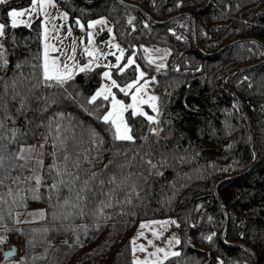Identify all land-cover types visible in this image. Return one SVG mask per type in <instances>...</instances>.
Segmentation results:
<instances>
[{"label": "trees", "instance_id": "obj_1", "mask_svg": "<svg viewBox=\"0 0 264 264\" xmlns=\"http://www.w3.org/2000/svg\"><path fill=\"white\" fill-rule=\"evenodd\" d=\"M57 1L71 20L108 16L126 53L134 51L141 63L147 62L141 45L168 48L155 83L158 110L152 121L128 112L133 140L114 139L100 118L107 100L89 103L101 67L62 85L45 82L39 18L7 24L0 37L8 60L0 68V236L22 233L23 250L0 264H134L138 222L171 216L178 222L179 255L151 264H250L249 251L220 238L224 216L213 185L254 159L244 112L222 80L234 66L264 57V46L244 40L205 56L193 46L187 15L156 24L119 0ZM131 1L158 19L192 12L197 41L207 51L240 36L264 42V0ZM29 2L6 0L1 14ZM134 72V65L122 74L114 70L119 79ZM257 82L264 84V62L229 78L248 112L258 159L218 190L228 210L226 238L249 244L264 264V87ZM29 143H38L40 154L25 164L15 153ZM36 159L43 165L38 169ZM34 174L42 178L39 186L27 179ZM24 211L29 217L19 221Z\"/></svg>", "mask_w": 264, "mask_h": 264}, {"label": "rangeland", "instance_id": "obj_2", "mask_svg": "<svg viewBox=\"0 0 264 264\" xmlns=\"http://www.w3.org/2000/svg\"><path fill=\"white\" fill-rule=\"evenodd\" d=\"M2 4L3 3H0V7L2 6ZM30 7L31 0L28 4L8 7L6 9V14H1V9L0 23L5 24V26L11 23V18L8 16L9 10L14 8L17 11H23L25 9H29ZM37 18H39L40 20V26L42 30L43 63L46 45L49 46V62H51L52 58L59 57L61 68L63 64H67L72 71V76L79 72V67H83L89 61H93L91 68L101 67V72L99 83L92 92L91 97L95 95L96 91H98L101 86L110 85L111 81L103 76V73L105 71H110L112 79H115L121 87L132 83L133 80L139 78V73L143 72L145 75L143 76V78H139V85H143V89L141 92L136 94L138 100L142 98L143 100H148L149 103L138 104V107L142 109V111L146 113L147 116L154 117L157 114L158 95L155 89V83L158 77L157 72L162 70L165 66V59L168 54L167 47L141 45V48L143 49V59L148 62L147 63L143 60V63L145 65L144 66L143 63L138 60L137 55L134 53V51L131 53H126L125 45L121 41H119L115 35L112 20L106 15H99L95 18L89 19L87 22H84L81 19L71 20L68 11L57 0H52V3L48 5L44 10H40V8L38 7L37 12L32 13L31 16L26 14L23 17H19L18 21L24 20L27 22L24 25H30L32 21ZM97 20H104L105 23L96 24L93 28L88 27L89 23ZM77 21H79V24H77ZM80 25H83V28ZM45 29H47V32H45ZM89 33H91V37H89ZM89 39H91V43H89ZM116 45H119V48L115 47ZM51 46H54L56 50L52 51ZM86 48L89 51H92L94 55L88 56L85 52ZM121 50H123V58L119 61L120 67H123V65L127 63L129 57H131L135 61V63L132 64L135 66V72L133 73V75L126 79L117 78L114 74V70L117 71L118 74H122L123 72L121 73L117 68L111 67L112 65L117 64L116 57L121 55ZM106 65L108 67H105ZM150 65L153 66L156 70L154 69V71L151 72ZM160 65H163V67H159ZM129 67H127L124 72H127ZM158 68L159 70H157ZM146 81L147 83H145ZM263 87L264 84H261V82H257V88ZM112 92L115 93L117 100H121L125 105H128L133 103L132 93H135L136 89L135 87L131 89L128 95L120 92L118 88H112ZM152 96L156 97L157 99L155 101L149 100V98ZM107 102V109H111V97H109ZM152 104H155L156 110H153ZM133 111H135V109H128L126 112H124V119L129 125L130 129L131 123L128 120V112L132 114ZM158 128L159 126L156 125V129ZM113 131L114 130L112 129V132ZM130 134L132 135V131ZM22 146H35L34 151L26 155L36 156L40 154V146L38 143H29ZM24 215L25 216L23 217L22 215L19 217V221L24 217H29L28 215L26 216L25 211ZM165 221H167L168 223H160ZM172 221H174L175 223H172ZM141 224H144L145 227L141 228ZM177 229V219L176 217L172 216L165 218L140 220L134 230L131 239L133 260H139L141 262L146 261L147 264L156 263L162 260L164 257V253H157L156 256L151 255L152 253L156 252L157 248H163L165 252L168 253L176 252V240L179 239ZM140 233H143V235H140ZM154 233L156 234L154 235ZM22 236V233H9L7 235V242L4 244H0V261H2L1 256L4 247L11 242H15L17 244V253L14 258L10 260L14 261L20 257L23 250ZM149 241H151V243ZM141 246L145 249L144 251H140ZM215 264H221L220 259H218Z\"/></svg>", "mask_w": 264, "mask_h": 264}, {"label": "snow or ice", "instance_id": "obj_3", "mask_svg": "<svg viewBox=\"0 0 264 264\" xmlns=\"http://www.w3.org/2000/svg\"><path fill=\"white\" fill-rule=\"evenodd\" d=\"M0 3H6V0H0ZM52 3V0H31V7L29 9H25L23 11H17L16 9H11L8 11V16L11 18V23H10V27L15 28L17 27L18 23L19 24H25L27 23L24 20H19V17H23L26 14L31 16L32 13L37 12V8L39 7L40 10H44L48 5H50ZM66 15V14H65ZM105 23L104 20H97V21H93L91 23L88 24L89 28H93L96 24H103ZM77 24H79V21H77ZM83 28V25H80ZM5 24L0 23V37L5 35ZM45 32H47V29H45ZM89 37H91V33H89ZM47 38V37H45ZM91 39H89V43H91ZM115 47L119 48V45H116ZM3 48V45L0 44V49ZM51 50L55 51V47L51 46ZM48 52H49V46L46 45L45 46V51H44V63H43V80L45 82L48 81H54L57 84L62 85L65 81L72 79V71L69 68V66L67 64H63L62 68H61V64L59 62V57H54L51 59V62H49V56H48ZM85 52L87 53L88 56H93L94 53L92 51H89L87 48L85 49ZM123 58V50H121V55L117 56V64L116 65H112L111 67H115L118 69L119 72H124V70L129 67L130 65L134 64L135 61L129 57L127 60V63L123 65V67H120L119 65V61ZM92 63L93 61H89L87 64H85L83 67H79V71L80 72H85L91 69L92 67ZM8 64V60L5 56V53L3 51H0V68L5 67ZM105 67H108L107 65ZM159 67H163V65H160ZM159 70V68L157 69ZM145 74L143 72L139 73V78H143ZM103 76L105 78H107L108 80L111 81L110 85H103L101 86V88L96 91L95 95H93L91 97V99L89 100V103H93L97 100L98 97H103L104 100H108L109 97H111V109H107L105 110L104 114L102 115V117H100L104 123L109 124L110 127L114 130L113 131V137L116 140H133V136L130 134L131 133V129L129 127V125L127 124V122L124 119V112H126L128 109H135V111H133L132 115L135 116L137 114L140 115H145L147 116L146 113H144L142 111V109H140L138 107V104H147L149 103L148 100H143L142 98L140 100L137 99V94L142 91L143 89V85H139V78L135 79L132 81V83L127 84L124 87H121L117 81L115 79H112V75L110 71H105L103 73ZM147 83V81L145 82ZM135 87L136 92L132 93V101L133 103L125 105L123 101L121 100H117L115 93L112 92V88H118L120 92L124 93L125 95H128L130 90L133 89ZM157 98L152 96L149 98V100L151 101H155ZM152 108L153 110H156L155 104H152ZM147 119L149 121L154 120V117L152 116H147ZM3 125L0 124V127H2ZM155 131V130H154ZM34 147L35 146H28V147H23L21 146L18 151L15 153V156L20 159V160H24L25 164H27L30 160H33V157L30 155H26L29 154L31 152L34 151ZM35 164L37 166V169L42 167V161L36 159ZM3 164H4V157L2 155H0V168H3ZM21 168L24 167V165H20ZM56 168V165H50L49 166V171L51 172L53 169ZM33 172H36V169H33ZM15 179H19V177L15 178ZM27 179L29 180H34L35 184L37 186H39L42 182V178L39 175H32L30 177H28ZM0 184H3V179H0ZM52 188H56L57 185L53 184L51 185ZM33 192L35 193V190H33ZM39 197L37 195H33V199H38ZM30 215H35V213H30ZM39 215L42 217L43 216V212H40ZM156 223V222H153ZM162 224H167L168 222H160ZM172 223H175L174 221H172ZM145 227L144 224H141V228ZM156 233H154L155 235ZM140 235H143V233H140ZM7 237L6 236H0V244H4L7 242ZM209 240H211V237H208ZM151 243V241H149ZM134 243V241H133ZM176 243H179V240H176ZM145 249L141 246L140 247V251H144ZM135 251V249H134ZM15 252V248L14 247H9V249L7 251H5L3 254L4 256L10 257L13 255V253ZM157 253H164V257L163 259H168L169 255L172 256H176L179 255V253L176 252H172V253H168L165 252V250L163 248H157L156 252L152 253V256H156ZM134 264H147V262H141L139 260L135 261ZM162 264V262H161ZM221 264H223V262H221Z\"/></svg>", "mask_w": 264, "mask_h": 264}, {"label": "water", "instance_id": "obj_4", "mask_svg": "<svg viewBox=\"0 0 264 264\" xmlns=\"http://www.w3.org/2000/svg\"><path fill=\"white\" fill-rule=\"evenodd\" d=\"M81 1L86 2V3H90L93 0H81ZM119 1L121 3H123V4H126V5H129V6H132V7H135L137 9H139L150 21H152L153 23H156V24H164V23L170 21L173 18H176V17H179V16H183V15L189 16L191 18L192 43H193V46L198 52H200L201 54H203L205 56H213V55L221 52L222 50L226 49L227 47L231 46L232 44L240 42V41H244V40H255V41L259 42L260 44H262L264 46V42L262 40H260L259 38L255 37V36H240V37H235L233 39L228 40L227 42L219 45L214 50L207 51V50L203 49L199 45V43L197 41V38H196V18H195L194 14L192 12H190L188 10H181V11L174 12V13L168 15L167 17L158 19V18L153 17L147 10H145V8L143 6H141L140 4H138V3L134 2V1H131V0H119ZM263 62H264V57L254 61V62H251V63L238 64V65L234 66L230 71H228L225 74V76H224V78L222 80L223 88H225L226 90H228L229 92H231L234 95V97L237 99V101L239 102V104H240V106H241V108H242V110L244 112L245 119H246V122H247L248 131H249V142L251 144V148H252V151H253V154H254V159L244 169H242V170H240L238 172H235V173L225 174L222 177L218 178L214 182V185H213L214 194H215L218 202L221 205V208H222V211H223V216H224L223 225H222V228H221V231H220V238H221L222 242H224L225 244L239 245V246L244 247L247 251H249L251 253V255H252V261H251L250 264H257L258 263V254L255 251V249H253L249 244H247V243H245L243 241L229 240L225 236V231H226V228H227L229 217H228V210H227L226 203H225L224 199L222 198V196H221V194H220V192L218 190V186H219L220 183H222V182H224V181H226L228 179H231L233 177H236L238 175H241V174L247 172L249 169H251L253 167V165L256 163V161L258 159V151H257V147L255 145V142L253 140L252 126H251V122H250V119H249L248 112L246 110V107H245L241 97L239 96L237 91L230 85L229 78L234 73H236V72H238L240 70H244V69H248V68L254 67V66L259 65V64H261ZM10 246L15 248V252L13 253L12 256H14L17 253V245L15 243H10V245L8 247L4 248L3 251H2V259L3 260H8L9 258L12 257V256H10V257L6 258L4 256V254H3L5 251H7L9 249Z\"/></svg>", "mask_w": 264, "mask_h": 264}]
</instances>
